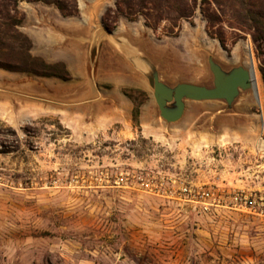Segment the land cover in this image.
I'll use <instances>...</instances> for the list:
<instances>
[{
	"label": "rangeland",
	"instance_id": "1",
	"mask_svg": "<svg viewBox=\"0 0 264 264\" xmlns=\"http://www.w3.org/2000/svg\"><path fill=\"white\" fill-rule=\"evenodd\" d=\"M115 1L85 0V10L103 17ZM44 7L58 12L20 2L19 31L41 26L52 15ZM120 21L126 35L101 22L95 98L15 103L28 118L0 111V264H264V41L224 24L222 46L198 9L175 35ZM209 56L226 68L252 64L261 103L249 91L231 109L188 101L166 123L140 58L170 85L211 86Z\"/></svg>",
	"mask_w": 264,
	"mask_h": 264
},
{
	"label": "trees",
	"instance_id": "2",
	"mask_svg": "<svg viewBox=\"0 0 264 264\" xmlns=\"http://www.w3.org/2000/svg\"><path fill=\"white\" fill-rule=\"evenodd\" d=\"M22 1L52 6L63 17L78 15L77 0H0V68L67 80L69 74L63 63L49 64L30 54L31 41L19 31L23 17L18 7ZM197 9L205 21L206 33L218 39L222 46L226 40L224 24L248 33L255 45L264 41V0H116L114 9H106L102 23L111 32L119 18L132 22L141 19L154 31L163 24L166 34L175 35L180 23L190 20ZM110 13L114 14L112 24L107 23Z\"/></svg>",
	"mask_w": 264,
	"mask_h": 264
},
{
	"label": "crops",
	"instance_id": "3",
	"mask_svg": "<svg viewBox=\"0 0 264 264\" xmlns=\"http://www.w3.org/2000/svg\"><path fill=\"white\" fill-rule=\"evenodd\" d=\"M77 5L78 15L73 17H63L54 9L44 7L52 10V15L45 17L41 26L28 23L22 28L31 39V54L49 64L63 63L70 78L61 80L38 77L0 68V111H10L11 114H19L21 118H28L33 112L30 109L25 111L15 103L29 102L35 106L51 108L53 104H79L95 98L91 89L97 87L95 80L99 79V75L95 68H99L102 59L92 53L94 50L97 52L101 42L107 38V33L102 27L101 12L97 11L96 15L87 14L85 0H77ZM32 8L40 10L42 7L35 5ZM129 28L127 23L120 21L112 34L126 35ZM129 54L135 56L134 51L129 50ZM117 62H120V58H117ZM131 66L129 62L124 71L131 74ZM137 70L140 71L139 68ZM83 88L89 90L83 91ZM26 97L30 100H25Z\"/></svg>",
	"mask_w": 264,
	"mask_h": 264
},
{
	"label": "water",
	"instance_id": "4",
	"mask_svg": "<svg viewBox=\"0 0 264 264\" xmlns=\"http://www.w3.org/2000/svg\"><path fill=\"white\" fill-rule=\"evenodd\" d=\"M140 72L146 78L152 90L159 116L166 123H176L183 117L186 102L222 101L226 109H231L241 92L251 89L253 83V65L224 67L212 56L207 59L212 75L211 86L178 82L170 85L161 80L156 66L146 57L140 59Z\"/></svg>",
	"mask_w": 264,
	"mask_h": 264
},
{
	"label": "bare ground",
	"instance_id": "5",
	"mask_svg": "<svg viewBox=\"0 0 264 264\" xmlns=\"http://www.w3.org/2000/svg\"><path fill=\"white\" fill-rule=\"evenodd\" d=\"M249 93L251 97L255 100V102L259 105L261 103V99H260L258 88L256 86L255 76L253 77V83H252L251 89L249 90Z\"/></svg>",
	"mask_w": 264,
	"mask_h": 264
}]
</instances>
